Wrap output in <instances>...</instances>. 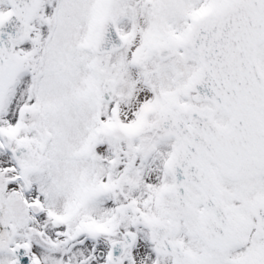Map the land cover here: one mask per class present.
I'll list each match as a JSON object with an SVG mask.
<instances>
[{"label": "snow or ice", "instance_id": "1", "mask_svg": "<svg viewBox=\"0 0 264 264\" xmlns=\"http://www.w3.org/2000/svg\"><path fill=\"white\" fill-rule=\"evenodd\" d=\"M0 264H264V0H0Z\"/></svg>", "mask_w": 264, "mask_h": 264}]
</instances>
